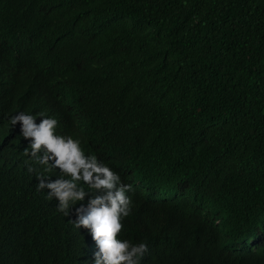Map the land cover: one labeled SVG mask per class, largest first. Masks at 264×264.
Segmentation results:
<instances>
[{
	"label": "trees",
	"instance_id": "obj_1",
	"mask_svg": "<svg viewBox=\"0 0 264 264\" xmlns=\"http://www.w3.org/2000/svg\"><path fill=\"white\" fill-rule=\"evenodd\" d=\"M0 18L40 24L55 51L53 72L39 78L0 57V264H89L76 206L66 216L47 189L37 191L28 140L9 125L16 112H43L68 134L71 119L48 100L50 84L94 104L125 141L151 130L162 142L156 168H173L176 182L184 173L209 209L190 238L169 236L166 202L145 206L135 194L119 238L147 243L141 264H201L209 250L198 222L207 214L232 224L236 239L264 231V0H3ZM94 124L101 132V119ZM96 128L86 130L93 141ZM256 247L237 254L240 264H264V238Z\"/></svg>",
	"mask_w": 264,
	"mask_h": 264
},
{
	"label": "clouds",
	"instance_id": "obj_2",
	"mask_svg": "<svg viewBox=\"0 0 264 264\" xmlns=\"http://www.w3.org/2000/svg\"><path fill=\"white\" fill-rule=\"evenodd\" d=\"M25 22L11 27L0 18V57L25 75L38 78L48 75L53 72L55 52L49 34L40 24ZM69 81L81 85V81L72 77ZM50 87L52 96L48 100L55 102L71 119L68 134H58L59 121L43 112H16L9 116V125L13 128L19 123L20 136L28 140L24 155L30 160L25 164L37 181V191L47 189V199H55L57 211L66 216L76 206L73 223L78 230H87L90 238L86 261L141 264L148 251L147 243L119 238L122 220L130 215L135 194H140L139 200L145 206L150 205V200L166 202L170 216L168 235L185 233L190 238L194 233L192 223L209 209L199 204L184 173L176 182L169 177L173 168H156L153 154L160 155L161 139H155L148 128H141L130 141H125L118 128L108 127V115H101L94 104H86L81 97L60 95L54 86L50 84ZM103 87L105 90L104 84ZM95 118L101 119V132L94 124ZM89 126L96 128L98 141L89 138L86 131ZM139 155L143 157L141 161L135 159ZM216 217L207 214L198 222L205 225L200 241L209 250L200 256L201 264H240L237 254L255 251L264 231L236 239L232 224L226 221L222 224ZM259 218L264 225V213L260 212ZM166 244L167 240L162 239L158 247ZM172 247L179 248L180 243Z\"/></svg>",
	"mask_w": 264,
	"mask_h": 264
}]
</instances>
